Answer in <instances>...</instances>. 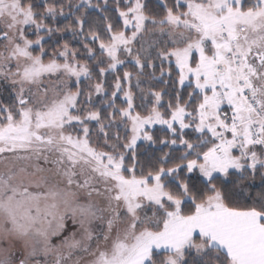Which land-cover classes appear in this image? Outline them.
I'll list each match as a JSON object with an SVG mask.
<instances>
[{
	"label": "snow or ice",
	"instance_id": "obj_1",
	"mask_svg": "<svg viewBox=\"0 0 264 264\" xmlns=\"http://www.w3.org/2000/svg\"><path fill=\"white\" fill-rule=\"evenodd\" d=\"M125 2L121 10L117 0L121 30L106 24L107 41L89 33L109 60L99 72L123 65L121 53L141 72L154 67L133 56V45L153 31L149 24L156 26L171 45L156 53L169 65L161 76L171 75L174 65L180 89H191L183 104L177 91L167 118L158 107L160 92L151 93L148 115L135 111L131 87L122 86V79L131 82L129 71L116 78L108 125L98 111L81 115L80 85L92 72L67 42L46 49L45 35L60 31L45 22L56 18V5L40 0L43 12H37L33 0H0V78L14 97L10 105L0 103V154L37 162L33 171L0 173V264H187L193 248L214 253L216 264H264V0H174L172 6L162 0L160 18L145 15L141 0ZM77 22L83 31L84 21ZM121 91L127 107L115 108ZM116 112L131 135L122 142L117 132L111 143L105 128ZM91 122L100 125L110 151L93 145ZM155 124L177 137L161 143L184 151L172 167L165 166L166 153L159 167L138 175L137 142L153 141L148 129ZM77 125L81 134L68 131ZM189 129L195 141L185 138ZM182 171H198L201 186L181 180ZM232 172L261 176L250 206H233L214 182Z\"/></svg>",
	"mask_w": 264,
	"mask_h": 264
},
{
	"label": "trees",
	"instance_id": "obj_2",
	"mask_svg": "<svg viewBox=\"0 0 264 264\" xmlns=\"http://www.w3.org/2000/svg\"><path fill=\"white\" fill-rule=\"evenodd\" d=\"M37 4L36 11L43 12V6L40 0H33ZM168 6H172L174 0H166ZM49 4H55L58 9V14L55 19L47 17L45 22L54 29H60V31H53L50 35H45L43 32L41 35H45V46L46 49L51 52L53 49H60L62 45L67 42L71 48L77 49L79 52L78 59L81 62H87L91 72L92 81H97L103 85V93L101 95L95 96L89 108L92 111H98L101 115V123L108 125L111 119L110 114L115 111L113 107H109L112 103V92L114 91V84L116 82L117 76L123 78V73L126 69L135 70L131 64H126L125 66L118 68L115 72H108L104 78L101 77L100 72L96 69L95 65L98 64L100 67L104 66L105 56L101 54L99 50V41L93 43L89 37L90 32H98L102 39L107 41V33L104 31L105 25L112 23L114 30H121L122 21L118 17L117 4L113 0H108L106 5H103L101 1H92L95 6L99 5V9H88L85 6L78 9H74L77 4V0H47ZM62 8L63 14H59V10ZM119 8L124 10L126 8L125 3H120ZM145 13L150 17L160 18L164 14V9L162 5L157 0H146L144 6ZM77 18L84 21L83 31L80 30V26L77 22ZM35 39V35L31 36ZM86 37H89L86 39ZM88 44L95 52V57L90 58L84 45ZM103 61L101 63L100 61ZM146 78V84L151 81L148 78V74H143ZM178 78V73L173 70V75L166 78L164 82H153L151 81L152 89L155 92H160L162 94V104L159 107L160 111L165 114V118L170 115L168 108L169 102L173 106L176 104V93L179 90L181 100L183 104L188 101V93L191 91L190 88L179 89L176 83ZM88 81V79H87ZM87 81L82 82L86 84ZM150 83V82H149ZM125 83L122 79V86ZM83 86V85H82ZM81 86V88H83ZM197 100H193L191 108L195 107ZM126 104L118 96L115 98V108H125ZM120 118L119 112H116L115 119L111 123V127L105 128L108 133L109 140L111 143L116 142L114 136L119 132L122 140L127 137V133L119 128L116 124ZM89 128L91 129L90 139L94 146L107 150L104 147V136L99 131L100 125L96 122L89 123ZM77 128V127H75ZM149 134L153 137L152 145L146 146L142 143L136 146L137 155V174H140V169H143L144 173L149 170H154L159 167V161L162 156L166 153L169 154V161L165 165L166 167H172L174 164L179 163L180 156L182 155L184 149L183 147L172 148L170 145L163 144L161 141H171L172 139H177L174 137L167 129L160 126H154L149 129ZM185 138L195 141L197 136L190 129L186 130ZM131 163V161H127ZM181 180H188L191 185L201 186V176L197 172H193L190 175H185L182 171L180 173ZM218 188L224 193L226 201L233 206L247 207L252 204L254 198H256L257 193L261 190V176L259 173L255 177L251 175H244L242 178L240 174L232 172L226 179L218 177L214 181ZM189 210V205H185V211ZM185 260L187 264H216L214 253H197L196 250H190L185 255ZM159 264V262H158Z\"/></svg>",
	"mask_w": 264,
	"mask_h": 264
},
{
	"label": "rangeland",
	"instance_id": "obj_3",
	"mask_svg": "<svg viewBox=\"0 0 264 264\" xmlns=\"http://www.w3.org/2000/svg\"><path fill=\"white\" fill-rule=\"evenodd\" d=\"M92 1H101L103 5H106L108 0H91ZM116 4H117V0H113ZM161 5H162V0H157ZM120 3H125V0H119V4ZM141 3L145 6L146 0H141ZM91 7H88L85 3V0H77V4L74 7V9H78L80 7H86L88 9H96L98 10L99 8L95 6V4L91 3ZM122 10V9H121ZM144 11V8H143ZM145 13V11H144ZM145 15H147L145 13ZM148 16V15H147ZM155 27L154 25L149 24L148 28L149 29H153V31H148L145 32L143 34L142 37L138 38V41L136 43H134L133 48H134V52H133V56L136 55L137 53L140 54L142 61L144 60H150L154 67H145V69L141 72L134 64L132 57L128 56L127 54L121 53L120 54V58L122 60H125V63L121 66H118V68H121L123 66H125L126 64H131L133 66V68L135 70L131 71V69H126V71H129L132 73V79L130 84L126 81H123L125 83L123 89L124 91H127L129 89V87H131V91L134 95V105L135 107V111L139 112L141 115H148L149 112L151 111V108L153 107L154 103H155V99L154 97L151 95L152 92H155L151 86V81L153 82H164L166 78H169L170 76L173 75V70H175V67L173 65L172 67V72L171 75L165 74L163 76H161V69L163 68V70L165 71V73H167L168 69H169V65L167 62L162 63L156 56L157 50L159 49H163L165 46L170 47L171 45H165L164 41L167 40L166 36H161V34L158 31H155ZM130 35V31L128 33ZM34 34L29 33V38L33 39L31 36H33ZM105 56V63L104 66L100 67V65L96 64L95 67L96 69L99 71L100 68H107L109 60L106 56V54H104ZM117 68V69H118ZM116 69V70H117ZM116 70H109L107 71L103 76H101L102 78L105 77V75L108 72H115ZM100 74V73H99ZM143 74H148V78L151 80L149 81L147 84L146 82V78L144 77ZM137 77H139V86L137 87ZM178 79V78H177ZM87 81V79H83L82 78V82ZM80 87L82 86V95L80 97V101H81V108L83 109V111L80 113L81 115H86V113L88 111H92L89 106L93 101V98L95 96L101 95L103 92L101 93H96L95 91V84H97L98 82L92 81L91 79H88L86 84H82ZM85 83V82H84ZM178 88L180 89V86L178 85ZM73 90H75V88H73ZM115 90V88H114ZM91 94V100L90 102H88V94ZM117 96L125 102L124 99V92L121 91L117 94ZM14 97H13V92H12V87L10 84H8L6 81H4L2 78H0V103H3L5 105H10L13 101ZM126 104V103H125ZM162 104V100L160 105H158V107H160ZM127 107V105L125 106ZM160 110V109H159ZM127 123L126 121H121V119L119 118L118 122L116 123L119 128H121L124 133H125V129H124V124ZM154 126H160L164 129H167L166 126L160 125V124H155L149 127V129H152ZM77 128H73V129H68V131H71L74 135L77 134H81L78 132V128L79 126H76ZM148 129V130H149ZM131 133L127 132V137H130ZM124 140H122V142H124ZM116 143V142H114ZM142 143L146 146H150L152 145V141H145L143 139L139 140L137 142V144ZM172 148L175 147H182L179 144L177 145H171ZM108 151H110L111 149H108ZM37 163L36 161H24V160H17L15 159L14 155L12 153H4V154H0V173H4L6 172L8 169H12L13 171H18L19 168L21 167H27L28 171H33L32 168V164ZM42 163V161L40 162ZM199 173V172H198ZM237 173V172H236ZM239 174V173H237ZM246 175H248L246 173ZM250 175V174H249ZM223 179H226L227 177H223L220 176ZM148 214L150 215L151 212H148ZM64 235H67V233H64ZM79 238V237H77ZM52 242L53 243H59L60 239L53 236L52 238ZM191 250H195L194 248Z\"/></svg>",
	"mask_w": 264,
	"mask_h": 264
}]
</instances>
